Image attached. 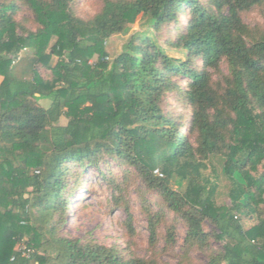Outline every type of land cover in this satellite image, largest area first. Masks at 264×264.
<instances>
[{
  "label": "trees",
  "instance_id": "16d2710c",
  "mask_svg": "<svg viewBox=\"0 0 264 264\" xmlns=\"http://www.w3.org/2000/svg\"><path fill=\"white\" fill-rule=\"evenodd\" d=\"M71 1L0 0V264H159L57 233L69 165L104 155L133 167L182 218L186 245L221 243L193 264H264V30L241 18L264 0H210L213 9L199 0H101L88 19ZM20 6L32 12L33 28L16 17ZM142 17L145 27L109 59L106 40ZM222 60L228 74L215 85ZM179 77L188 80L185 125L161 105ZM213 159L229 181V203L216 200ZM159 216H149L151 242ZM165 240L175 242L171 226Z\"/></svg>",
  "mask_w": 264,
  "mask_h": 264
},
{
  "label": "rangeland",
  "instance_id": "374dc122",
  "mask_svg": "<svg viewBox=\"0 0 264 264\" xmlns=\"http://www.w3.org/2000/svg\"><path fill=\"white\" fill-rule=\"evenodd\" d=\"M199 1L203 4H210L212 9L214 8L210 0ZM70 5L77 16L88 19L99 10L101 0H72ZM16 17L25 19L28 28L34 27L33 14L26 6H20ZM241 18L253 32L264 30V2L242 11ZM185 20L184 16L181 21ZM168 26L172 27L173 23H169ZM144 27V18H138L130 25L127 34L110 36L105 43L109 59L120 51L122 44L132 32L142 30ZM168 34L172 35V32ZM162 41V39L158 40L159 43ZM164 48L169 56L184 58L181 49ZM29 54V50L21 53L18 63L20 64ZM37 69L42 74L47 73L40 66H37ZM227 74V64L222 60L219 72L213 75L214 84L221 83L222 77ZM175 81L180 88L177 91L164 93L162 110L171 116L180 114L181 124L185 125L191 114V106L184 96L188 80L186 77H179ZM62 121H65L64 118ZM211 161L219 172L216 200L218 203H229L226 194L229 181L221 174L219 161L217 159ZM261 169L262 167L259 166L258 170ZM69 174L67 183L70 190L63 193L67 209L64 211V221L57 229V233L62 236L79 240L91 239L104 245L117 244L125 257L154 259L159 264L205 263L211 251L217 252L221 248V243L212 238L207 250L195 245H186L184 238L187 225L182 218L163 206L164 203L157 191L147 188L133 167L114 156L104 155L96 164H89L85 167L70 164ZM169 185L177 188L174 177L169 180ZM28 196L32 195L29 193ZM31 199L33 201V198ZM126 212L131 215L129 220H127ZM153 212L160 213V216L154 242H151L148 227L149 216ZM170 226L175 238L172 244L166 243L165 240L167 228ZM213 228L208 221L203 222L205 231H212ZM32 264L35 263L32 262Z\"/></svg>",
  "mask_w": 264,
  "mask_h": 264
},
{
  "label": "built area",
  "instance_id": "2783aa9c",
  "mask_svg": "<svg viewBox=\"0 0 264 264\" xmlns=\"http://www.w3.org/2000/svg\"><path fill=\"white\" fill-rule=\"evenodd\" d=\"M18 248L24 250L25 249V246L24 245H20V247H18ZM23 254H25V252H23Z\"/></svg>",
  "mask_w": 264,
  "mask_h": 264
},
{
  "label": "crops",
  "instance_id": "0c3cea01",
  "mask_svg": "<svg viewBox=\"0 0 264 264\" xmlns=\"http://www.w3.org/2000/svg\"><path fill=\"white\" fill-rule=\"evenodd\" d=\"M0 80H1V76H0Z\"/></svg>",
  "mask_w": 264,
  "mask_h": 264
}]
</instances>
